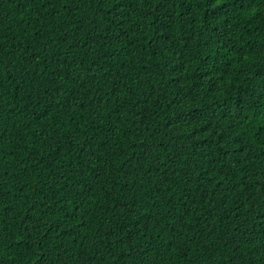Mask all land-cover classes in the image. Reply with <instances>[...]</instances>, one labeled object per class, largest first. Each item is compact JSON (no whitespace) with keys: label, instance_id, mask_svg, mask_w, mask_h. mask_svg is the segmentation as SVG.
I'll list each match as a JSON object with an SVG mask.
<instances>
[{"label":"trees","instance_id":"16d2710c","mask_svg":"<svg viewBox=\"0 0 264 264\" xmlns=\"http://www.w3.org/2000/svg\"><path fill=\"white\" fill-rule=\"evenodd\" d=\"M0 264H264V0H0Z\"/></svg>","mask_w":264,"mask_h":264}]
</instances>
